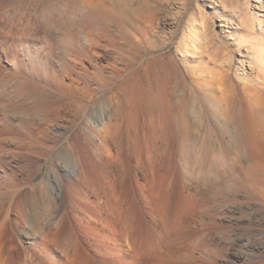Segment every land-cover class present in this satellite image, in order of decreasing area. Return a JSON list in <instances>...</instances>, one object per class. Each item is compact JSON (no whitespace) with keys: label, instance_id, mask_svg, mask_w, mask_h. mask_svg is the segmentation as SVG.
Returning <instances> with one entry per match:
<instances>
[{"label":"rangeland","instance_id":"rangeland-1","mask_svg":"<svg viewBox=\"0 0 264 264\" xmlns=\"http://www.w3.org/2000/svg\"><path fill=\"white\" fill-rule=\"evenodd\" d=\"M262 13L264 0H0V162L33 170L16 171L26 207L42 187L58 196L75 176L69 148L80 139L93 154L109 123L114 160L99 162L109 178L125 176L114 190L132 220L141 214L136 174L172 167L170 202L196 196L172 264H264V172L245 176L257 160L264 171L263 138L253 152L246 146V108H264V90L254 88V60L264 57L253 59L250 45L264 43ZM7 194L0 220L13 216ZM18 232L3 228V251L27 246Z\"/></svg>","mask_w":264,"mask_h":264},{"label":"bare ground","instance_id":"bare-ground-1","mask_svg":"<svg viewBox=\"0 0 264 264\" xmlns=\"http://www.w3.org/2000/svg\"><path fill=\"white\" fill-rule=\"evenodd\" d=\"M261 15L263 17H260V22L264 24V14ZM243 24L247 27V23ZM247 31L250 30L247 28ZM250 45L256 46L253 47V54H255L253 59L264 57L261 55L264 43L252 41ZM69 58L72 59V57ZM14 61V59L11 60L9 64H13ZM245 61L242 60V65ZM251 61H248L249 65ZM254 64L260 70L257 71L260 82L258 81L257 89L253 87L256 91L264 90V59L262 62L254 60ZM221 89L226 91L227 87ZM257 100L259 102L260 99ZM255 105L254 101L246 108V115L250 119L249 138L252 141L246 146L252 147L251 152L255 150V139L263 138L262 141H264V108L259 111ZM86 127L91 133L94 132L91 125L86 124ZM110 127V124L106 123L101 128L100 131L103 133L100 135L101 145L95 148L93 154H88L82 148L80 139L76 140L77 149L70 147L67 153L68 161L75 173L74 178L71 179V176L69 177L71 180L69 178L65 180L58 196L52 197L49 192L45 193L42 187V193L33 199L32 209L26 207L20 194H16L20 181L16 171L20 172V176L22 173L30 177L33 170L25 167L21 162L13 165L15 168L0 162V195L6 197L5 194L13 193H10L13 197L7 206V210H11L13 216L7 215V219L4 217L0 220V264H172L171 251H174L172 247L174 248L179 241L178 231L182 222L183 224L185 222L183 216L196 204V196L193 192L186 191V193H179L175 201L170 202L165 183L172 178L176 179L175 169L172 167L162 172H154L150 169V174H136L135 197L141 214L137 221L132 220L131 205L125 197L120 196L122 191L114 190L116 183L119 186L126 184L125 176L122 175L117 179L109 178L106 172L102 171L99 162L104 158L114 160L113 146L109 141V138L113 136ZM246 131L248 134V130ZM146 161L150 166L156 163L155 160L150 159L149 155L146 156ZM257 161H254L257 162L256 165L259 164L255 169L248 173L244 172L246 177L261 178L264 172L262 162ZM8 223L14 225L24 237L28 238L27 246L22 247L15 254L3 251L2 248L1 234ZM182 228L184 230L186 227L182 226ZM164 248L167 249L163 252ZM192 248L187 247V252L180 254L184 256ZM177 251L172 254L177 255Z\"/></svg>","mask_w":264,"mask_h":264}]
</instances>
